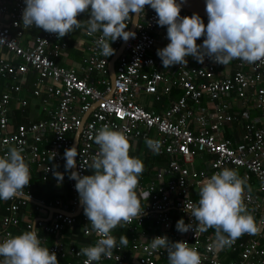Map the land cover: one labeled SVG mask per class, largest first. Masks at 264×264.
I'll use <instances>...</instances> for the list:
<instances>
[{
    "label": "built area",
    "instance_id": "2783aa9c",
    "mask_svg": "<svg viewBox=\"0 0 264 264\" xmlns=\"http://www.w3.org/2000/svg\"><path fill=\"white\" fill-rule=\"evenodd\" d=\"M24 7V0H0V39L4 40L0 42V156L9 147H22L30 171L41 181L53 180L57 185L61 182L53 172L62 173L71 195L67 203L59 198L37 200L29 182L13 199L1 200L4 212L0 214V241L9 233L13 235L11 228L19 225L20 210L33 200L35 209L42 205L55 208L49 220L34 222L45 233L76 223L79 196L75 181L65 170L63 154L72 147L74 134L88 112L79 133L74 168L81 175L89 174L91 157L99 150L94 135L103 124L122 131L128 141H159L158 151H151L166 157L151 180L144 182L143 174L139 177L136 191L142 198L143 214L124 223L130 233L150 230L151 239L167 236L173 242L185 241L198 250L201 264H264V59L254 63L233 59L223 66L208 57L199 63L189 56L184 66L164 68L156 51L169 43L167 29L158 26L157 14L146 5L132 30L135 38L126 42L115 60L113 90L107 96L111 91L107 67L111 56L100 55L95 40L101 34L90 36L84 30L85 54L76 65L62 66L57 59L66 48V37L58 38L35 26L24 28ZM192 14L182 9L180 12L181 16ZM200 17L206 25L208 19ZM77 19L86 20L88 15L80 14ZM121 42L117 39L110 45L116 50ZM202 42L203 37L196 41ZM30 74L35 78L28 85ZM173 89L180 91L175 98L169 97ZM24 91L28 97L22 95ZM145 94L156 100L165 97L168 105L160 112L148 109L137 101ZM31 97L37 99L38 107H34L39 118L13 127L12 104L17 103L22 113ZM237 102V111H230ZM226 124H236L242 132L238 137H225ZM225 167L238 171L250 186L242 198L255 218L258 233H245L231 247L214 250L209 247L214 229L181 233L175 226L181 218L196 225L187 211L190 204L198 202V184ZM80 220L84 224L82 235L90 236L94 245L98 235L90 230L84 213ZM27 227L31 230L30 225ZM151 239L134 237L126 248L118 240L111 257L93 264H169L164 249L149 247ZM40 240L42 246L56 253L60 264H84L86 260L75 244L47 245L43 237ZM127 248L131 258L125 252Z\"/></svg>",
    "mask_w": 264,
    "mask_h": 264
},
{
    "label": "clouds",
    "instance_id": "9594fccd",
    "mask_svg": "<svg viewBox=\"0 0 264 264\" xmlns=\"http://www.w3.org/2000/svg\"><path fill=\"white\" fill-rule=\"evenodd\" d=\"M24 4L21 14L24 28L35 26L58 38L80 28L90 36L100 33L95 44L103 57L115 54L110 42L135 38V32L125 30L132 20L130 13L136 14L137 19L147 5L157 14L158 26L167 29L169 43L156 51L164 68L184 66L189 56L199 63L208 57L223 66L233 59L248 63L264 59V0H205L206 25L196 13L181 16L177 0H24ZM80 14H87L88 19L78 20ZM201 37L202 44H197ZM94 142L99 150L88 165L91 174L81 175L72 170L78 155L75 146L66 148L63 154L65 170L69 179L75 181L90 230L99 237L94 245L79 249L78 254L86 257L84 264L111 257L117 249L112 230L143 214L136 189L144 164L139 157L129 155L126 135L103 124L96 131ZM145 144L153 151L160 147L159 141L149 138H145ZM23 151L22 147L12 146L0 156V200L13 199L29 185L30 169ZM53 175L62 182V173L54 171ZM247 187L238 171L226 167L201 180L198 202L190 204L187 211L197 223L194 226L181 218L176 222V230L186 233L195 229L204 233L214 229L209 244L214 250L231 247L245 233L257 234L255 218L242 198ZM127 244V237L121 235L119 245L126 248ZM149 247L164 249L169 264H201L198 250L185 241L173 242L167 236H156ZM0 257L3 258L0 264H59L56 253L42 246L34 223L31 230L19 235L9 233L0 241Z\"/></svg>",
    "mask_w": 264,
    "mask_h": 264
},
{
    "label": "crops",
    "instance_id": "0c3cea01",
    "mask_svg": "<svg viewBox=\"0 0 264 264\" xmlns=\"http://www.w3.org/2000/svg\"><path fill=\"white\" fill-rule=\"evenodd\" d=\"M84 28H80V29H76L75 31L66 34V48L63 51L62 55L57 59L58 64L65 66V67H69L72 65H76L77 63L80 62L81 57L83 56V54H85V44L87 42V39L85 37V33H84ZM37 31V30H36ZM34 31V33L36 32ZM33 33H30V36ZM108 67V64H107ZM35 78V76L33 74H30L27 76L28 79V85L31 84V81H33ZM108 79H109V75H108ZM110 81V80H109ZM180 94V91L177 89H173L171 94L169 95V97L171 98H175ZM22 95H27V97L29 96V94H27L26 91L22 92ZM26 97V96H25ZM29 99V98H28ZM30 108L32 109L31 111L33 112V109L35 108L34 106L38 107V103H37V99L31 97L30 98ZM138 102H140L144 107L148 108V109H153L155 111H161L165 106L168 105L169 100L165 97L161 98L160 100H156L155 98H153L151 95H139ZM17 103H13L12 104V111L10 112V116H12L11 118H13L14 121V111H20L19 109L17 110L16 105ZM237 104L239 105V103H235L233 104V106L230 108V111H237ZM252 107V111L253 110V106ZM29 116H35L34 113H29ZM21 116V115H20ZM241 129L239 126H237L236 124H226L224 125L223 128V135L226 137H238V135H240L241 133ZM75 135V134H74ZM130 143V150H129V155L130 156H136L139 157L143 164H144V171H143V178L142 180L144 182H147L149 180H151V177L153 176L154 172L156 171V169H158L162 164H164L166 157H163L164 159L162 160V162H158L156 161V159H153L152 155H155L154 153H152V151L146 146L145 141H143L142 139H131L129 141ZM91 170H89V174ZM33 176H37L34 174V172L31 170L30 171V175ZM32 177V176H31ZM32 180V179H31ZM31 182V181H30ZM49 182H53V184L55 185V189H54V193L52 196H49V200H53L55 196H58L59 199L61 198V200L64 203H67V198L70 197L71 193L69 191L68 185L66 183L65 180H63L60 184H55L53 180H49ZM247 188H250L249 185H247ZM67 192L69 193V197L67 195ZM137 195L139 196L140 194L137 193ZM143 197V196H142ZM144 199V197H143ZM1 202V200H0ZM80 206V209L78 210ZM55 210V208L51 207V206H45L42 205L40 206L38 209H35L34 203L31 202L29 204H27L26 206H24L20 212H19V217H20V224L19 226H22V222H28V225L32 226V224L34 222H36V220L40 219V220H49L52 212ZM78 213L75 215L77 217L76 223L73 224L72 226H66L64 229H62L61 231H57V232H53V233H45L40 227H36L37 232H38V236L43 237L44 242L47 245L50 244H58V243H63L65 245L68 244H75L78 247H82V246H88L91 243V237L90 236H84L81 233V227L84 226L83 222H81L80 220V216L83 213V208L80 205V203L78 204L77 207ZM27 225V226H28ZM28 228V227H27ZM15 229V234L19 235L21 234L24 230L21 229L20 230L17 228ZM31 229V228H30ZM29 230V229H28ZM73 231V232H72ZM81 233V236H80ZM113 236L116 237L117 241L119 240L121 235H125L128 239V243L131 239H133L134 237L140 239V240H150L151 239V231L149 230H145L143 232V234L139 235H133L132 233L129 232V230L126 227H116L115 229L112 230L111 233ZM126 254L131 258L133 255L131 253V251L127 248L126 249ZM2 259V258H1ZM59 264L61 263V260H58ZM107 264V263H104ZM134 264V263H131Z\"/></svg>",
    "mask_w": 264,
    "mask_h": 264
},
{
    "label": "water",
    "instance_id": "95a60500",
    "mask_svg": "<svg viewBox=\"0 0 264 264\" xmlns=\"http://www.w3.org/2000/svg\"><path fill=\"white\" fill-rule=\"evenodd\" d=\"M177 3L181 4V9L182 10L196 13L199 16H202L203 18L208 19L206 11H205V0H177ZM137 20H138V18L136 19V14L132 13V20L130 22V25H129L127 31H132L134 29ZM125 44H126V42L122 40V42L119 45V47L115 50V54L111 55V57H110V59L108 61V75H109V80H110L111 91L108 93L107 96H110L111 93H112V90H113V81H114V76H115V69H114L115 60L118 57V55L121 53V51L123 50ZM87 113L83 116L82 123L85 121ZM82 123L77 128V130L75 132V135H74V138H73L72 147L75 146L77 148L78 139H79V133H80V130L82 128ZM74 159L76 161V157ZM72 170H74V169H72ZM32 202L36 203L35 200H33ZM79 209H80V206H79L78 210ZM78 210H77V212H78Z\"/></svg>",
    "mask_w": 264,
    "mask_h": 264
},
{
    "label": "trees",
    "instance_id": "16d2710c",
    "mask_svg": "<svg viewBox=\"0 0 264 264\" xmlns=\"http://www.w3.org/2000/svg\"><path fill=\"white\" fill-rule=\"evenodd\" d=\"M28 110H29V107H27V109H25L22 113H20V111H14L15 112L14 113V117H15L14 121H13V118H12L13 127L18 125L19 123L27 122V119L30 118V117L32 118V116H29L30 115L29 113H32V111H31L32 109L30 108V111H28ZM152 156H153L152 158L156 159V161H158V162H160V161L162 162V160L164 159L163 156H158L156 154L152 155ZM31 176H32L31 177L32 180H30V181L32 182L34 198L37 199V200L48 201L49 196H52L53 193H54L55 185L53 184V182H49V181L43 182L37 176L35 177V176H33V174ZM67 195L69 197V193L68 192H67ZM53 198H59V197L55 196ZM138 199H139L140 202L142 201L141 195L138 196ZM3 212H4V206L1 205L0 206V214H2ZM19 224H20V220H19ZM22 224H23L22 226L17 225V226H13L11 228L13 235H16L14 233L15 232L14 228H17V230L19 229L20 232H21V229L24 230V231L28 230V228H27L28 222H22ZM80 236H81V233H80ZM1 258L2 257H0V259Z\"/></svg>",
    "mask_w": 264,
    "mask_h": 264
},
{
    "label": "bare ground",
    "instance_id": "6f19581e",
    "mask_svg": "<svg viewBox=\"0 0 264 264\" xmlns=\"http://www.w3.org/2000/svg\"><path fill=\"white\" fill-rule=\"evenodd\" d=\"M27 107H30V103H29V105H27L24 109H23V111L25 110V109H27ZM32 113H34V115L35 116H32V118L30 117V118H28L27 119V121H29V120H36V119H38L39 118V115H38V113H37V109L36 108H34L33 109V112ZM25 123V122H24ZM11 125H12V119H11ZM13 126V125H12ZM135 139H141V138H135ZM131 140V139H130ZM129 140V141H130ZM133 140V139H132Z\"/></svg>",
    "mask_w": 264,
    "mask_h": 264
}]
</instances>
